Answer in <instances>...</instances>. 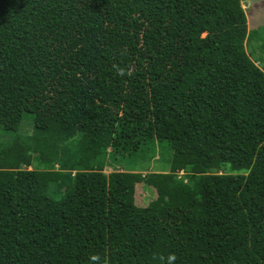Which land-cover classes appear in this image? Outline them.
Segmentation results:
<instances>
[{
  "label": "trees",
  "instance_id": "1",
  "mask_svg": "<svg viewBox=\"0 0 264 264\" xmlns=\"http://www.w3.org/2000/svg\"><path fill=\"white\" fill-rule=\"evenodd\" d=\"M254 36L241 0H0V264H264Z\"/></svg>",
  "mask_w": 264,
  "mask_h": 264
},
{
  "label": "rangeland",
  "instance_id": "2",
  "mask_svg": "<svg viewBox=\"0 0 264 264\" xmlns=\"http://www.w3.org/2000/svg\"><path fill=\"white\" fill-rule=\"evenodd\" d=\"M241 6L247 18L248 30H255L261 36L264 44V0H241ZM259 42L261 41L254 36L253 40L249 41L246 45V52L256 65L264 69V46L260 45ZM32 120V115H25L18 133L29 134L32 130ZM4 135L11 137L14 133H4ZM170 156L171 153L167 147L156 148L150 152H143L129 160L123 161L119 169L143 174L147 172H168L170 168ZM222 172L238 174V172L232 171L229 166H226ZM155 198L154 190L150 187L141 184L136 185L135 202L137 206L141 208L148 207L154 202Z\"/></svg>",
  "mask_w": 264,
  "mask_h": 264
},
{
  "label": "clouds",
  "instance_id": "3",
  "mask_svg": "<svg viewBox=\"0 0 264 264\" xmlns=\"http://www.w3.org/2000/svg\"><path fill=\"white\" fill-rule=\"evenodd\" d=\"M154 260H157L159 264H174L176 256L169 254L166 258L162 255L154 256ZM90 264H103L102 258L99 255H92L89 257Z\"/></svg>",
  "mask_w": 264,
  "mask_h": 264
}]
</instances>
